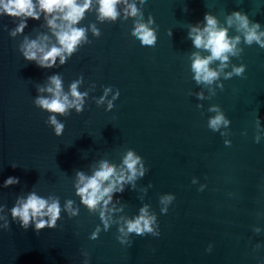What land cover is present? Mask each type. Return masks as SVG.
Instances as JSON below:
<instances>
[{"label": "water", "instance_id": "1", "mask_svg": "<svg viewBox=\"0 0 264 264\" xmlns=\"http://www.w3.org/2000/svg\"><path fill=\"white\" fill-rule=\"evenodd\" d=\"M127 3L136 4L135 17L126 15L122 2L115 21L100 20L92 0L77 25L86 29V40L64 65L57 58L47 69L26 61L20 51L25 37L47 34L48 43H55L43 16L29 18L24 33L13 37L8 30L19 20L0 15V264H264V48L245 44L241 36L239 55L229 54L219 78L198 84L192 54L210 53L196 49L188 36L205 13L223 28L226 17L240 11L264 30V0ZM150 16L157 41L144 46L132 31ZM228 34L240 35L234 26ZM242 64V76L225 79ZM219 65L214 61L210 67L220 71ZM57 74L65 92L81 80L78 90L87 93L82 112L55 114L64 124L61 136L46 123L53 114L34 104L38 95H49L37 87ZM105 88H111L107 96ZM102 96L104 102L97 103ZM213 107L229 121L218 131L208 127L217 114ZM128 151L141 157L145 172L113 195L105 231L99 212L80 203L76 173L90 176L104 160L119 170ZM9 177L19 183L3 187ZM30 192L50 203L59 199L55 228L25 230L12 220L11 208ZM166 196L172 197L168 204L161 202ZM67 201L79 209L77 216L63 210ZM145 205L159 235L133 233L122 237L130 244H121L118 228ZM97 225L101 230L92 239Z\"/></svg>", "mask_w": 264, "mask_h": 264}, {"label": "clouds", "instance_id": "2", "mask_svg": "<svg viewBox=\"0 0 264 264\" xmlns=\"http://www.w3.org/2000/svg\"><path fill=\"white\" fill-rule=\"evenodd\" d=\"M96 2L98 4L97 18L100 20L111 19L115 21L119 16L117 5L122 2L127 5L125 10L127 16L135 17L138 13L136 4H128L127 0H96ZM145 2L146 0H140L141 5ZM91 5L92 0H0V15H7L13 20H19L15 28L8 30L9 35L13 37L24 33L29 18L39 20L43 16L46 22L45 26L50 30L51 36L55 37V43L51 45L48 43L50 37L47 34H40L36 39L25 37L20 46V51L26 61L34 62L38 67L47 69L57 65V58H59L60 65H64L77 50V46L81 41L86 40V29L77 27V25L84 19L85 13ZM153 22L154 20L150 16L147 24L137 22L133 28L132 35L140 40L144 46H154L156 44L157 37L153 29L149 27V24ZM202 23L203 27H201ZM226 24L228 27H219L218 19L211 13H205L203 21L194 24L190 28L188 36L194 47L210 53L207 56H202L199 52L192 54L191 70L198 84L210 85L219 78L220 72L227 66L229 54L232 56L239 55L235 46L241 42V36L245 44L250 46L256 43L264 48V30H261L259 23L250 21L246 14L233 11L226 17ZM233 26L240 35L229 36V28ZM92 27L94 34L99 35L95 26ZM5 28L7 29L6 26ZM214 61H220V71L210 67ZM244 72L245 66L243 64L240 67L234 66L231 73L225 74V79L231 78L233 74L242 76ZM80 83L81 80L74 81L70 84L69 91L65 92L63 81L57 74L49 76L45 86L37 87L38 92H46L49 95H38L34 104L41 110L53 114L49 115L46 123L53 126L56 136L62 135L64 124L57 119L55 114L67 115L68 110L71 108H75L77 113L83 110L84 96L87 93H81L78 90ZM220 87L223 90V86ZM109 91H111V88H105V96ZM118 95L119 91H117L116 96H113V100ZM104 98L102 96L97 103H103ZM198 98H202L201 94H198ZM112 107L113 104L110 100L108 101V108L111 109ZM209 110L217 113L208 121V127L211 130L218 131L222 126L229 124L225 115L218 108L213 107ZM257 122H259V119H257ZM255 141L258 143L259 138L256 137ZM230 144L229 141H225V145ZM138 165H140L139 170ZM138 171L139 176L142 177L145 168L141 164V157L133 151H128L119 170L116 165L104 160L90 176H86L79 171L76 173V195L80 198V203L89 212H99V218L105 231L111 226L113 209L109 207V204L113 199V195L116 192L122 193L124 184L136 178ZM18 183L19 178L9 177L4 181L3 187ZM171 200V196H166L161 202L168 204ZM72 204L73 201H67L63 210L70 212L71 216H77L79 209L72 208ZM61 211L59 199L52 200L50 203L48 199L37 195L35 192H30L26 198L17 199L16 204L11 208V217L13 221L18 220L20 227L23 229L27 230L30 225H34L35 230L39 232L45 227L55 228L58 219H60ZM161 211L165 212L166 209ZM154 222L155 217L149 215L148 206L145 205L140 209L139 215L124 220V224L118 228V232L122 236H117V239L121 244H130V240L122 237H128L133 233L139 236L146 233L158 236L159 232H154L152 227ZM5 228H9V224L6 223ZM100 230V226L97 225L96 231L91 234V238H98Z\"/></svg>", "mask_w": 264, "mask_h": 264}]
</instances>
